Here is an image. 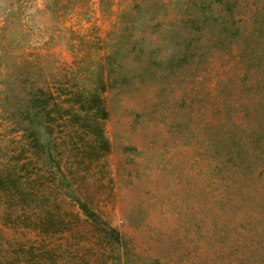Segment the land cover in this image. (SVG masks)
Returning a JSON list of instances; mask_svg holds the SVG:
<instances>
[{
    "label": "rangeland",
    "instance_id": "1",
    "mask_svg": "<svg viewBox=\"0 0 264 264\" xmlns=\"http://www.w3.org/2000/svg\"><path fill=\"white\" fill-rule=\"evenodd\" d=\"M224 3L0 0V169H19L21 134L5 112V98L24 92L17 77L31 72L46 88L71 65L69 76L85 85L115 53L105 93L110 152L64 163L74 194L122 240L107 246L55 188L42 193L70 230L30 231L1 189L0 264H264V166L219 171L211 149L216 126L229 132L234 121L235 140L248 134V103L264 116V0Z\"/></svg>",
    "mask_w": 264,
    "mask_h": 264
},
{
    "label": "trees",
    "instance_id": "2",
    "mask_svg": "<svg viewBox=\"0 0 264 264\" xmlns=\"http://www.w3.org/2000/svg\"><path fill=\"white\" fill-rule=\"evenodd\" d=\"M224 1L212 0L221 4ZM190 4L193 5L192 1ZM224 4L228 5L226 2ZM130 42L133 43L132 39ZM134 42L140 44L142 40L134 39ZM173 52L171 60L179 59L178 53ZM115 59V53L108 54L104 69L101 68L93 80L85 85H82L80 78L75 79V74L69 76L71 65L57 68L54 82L47 84L46 88L37 84V80L28 72L16 80L15 87L23 89L22 95L5 98L8 106L5 112L14 127L13 132L21 134L22 142L12 158L19 167L18 172L15 174L9 164H5L0 169V190H5L11 198V207L23 213L20 217L22 227L44 234L70 230L64 218L53 215L48 204L50 196L42 193L48 190L53 192L55 188L64 191L62 194L65 197L58 201L65 202L69 198L77 206L75 213L70 212L73 219L77 220L79 214L83 215L103 236L107 246L113 248L114 245H121L119 231L92 210L84 198L74 194L73 183L68 178L69 169L64 163V157H78L79 161L90 162L110 152L111 144L104 130L109 117L105 93L109 76L115 69ZM121 61L122 58L117 62L119 67ZM58 73L60 77H57ZM251 106H254L253 102L243 107V114L250 122L248 134L243 133L235 140L238 126L234 121L232 126L236 127L229 132L228 128H222V124L214 130L218 138L211 143V149L219 171L231 168L232 171L247 174L252 167L257 169L264 166V116L256 112L250 114ZM79 129L85 131L84 135L77 132ZM77 143L81 146L75 148L78 153L73 154V149L67 146ZM41 172L48 178L40 180ZM22 174L26 175L19 176ZM52 202L58 207L57 200Z\"/></svg>",
    "mask_w": 264,
    "mask_h": 264
}]
</instances>
